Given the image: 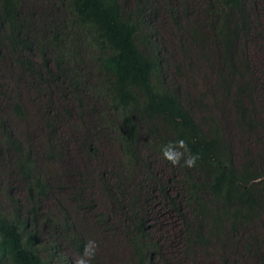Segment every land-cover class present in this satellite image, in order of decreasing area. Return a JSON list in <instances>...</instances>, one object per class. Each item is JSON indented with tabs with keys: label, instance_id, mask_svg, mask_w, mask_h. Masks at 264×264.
Wrapping results in <instances>:
<instances>
[{
	"label": "trees",
	"instance_id": "trees-1",
	"mask_svg": "<svg viewBox=\"0 0 264 264\" xmlns=\"http://www.w3.org/2000/svg\"><path fill=\"white\" fill-rule=\"evenodd\" d=\"M196 2L204 18L201 25L190 18L188 0H0V62L9 57L18 68L15 81L7 86L17 90L21 77L47 98L40 120L44 134L40 155L14 134L4 118L7 107L13 117L25 116L20 100L11 93V100L4 97L10 104L4 108L0 103V176L3 172L6 177L0 180L6 197L0 204V264H72L61 246L83 254L89 230L77 229L71 221V217L81 220L77 215L81 211L92 214L93 224L103 230L110 229L109 221L123 222L128 259L120 264H167L168 257L160 259L163 245L154 238L145 215L151 188H157L160 201L183 219L182 242L191 259L196 248L203 254L213 249L220 254V264H231L225 250L231 243L243 254L262 255L257 227L264 220V140L254 157L244 154L241 162H235L222 123L213 113L217 93L232 105L234 125L259 138L261 124L251 93L254 80L242 46L252 1ZM162 14L197 55L217 52L219 61L210 59L216 89L210 107L201 95L190 99L168 80V73L180 68L159 40L156 25ZM3 67L6 74L16 73ZM5 72L0 65V77ZM56 89L68 103L53 105L50 97ZM72 112L70 127L79 132L76 139L89 156L96 159L94 141L101 136L116 148V155L106 162L109 176L102 169L88 175L75 170L80 184L68 192L73 207H61L60 215H55L42 209L51 186L40 174L42 167L61 159L56 125ZM179 139L199 156L192 168L183 160L173 166L162 158L161 147ZM150 155L170 170V177H156L146 160ZM137 171L143 172L144 182L125 197ZM92 175L103 197L111 201L114 217L111 210L98 211L82 200L86 177ZM13 177L21 196L10 189L7 178ZM174 181L178 187L172 186ZM113 195L128 203L113 200ZM177 197L183 198L191 219L181 212Z\"/></svg>",
	"mask_w": 264,
	"mask_h": 264
},
{
	"label": "rangeland",
	"instance_id": "rangeland-1",
	"mask_svg": "<svg viewBox=\"0 0 264 264\" xmlns=\"http://www.w3.org/2000/svg\"><path fill=\"white\" fill-rule=\"evenodd\" d=\"M251 1L249 30L246 36L243 37L242 46L243 55L248 61L254 80L251 93L254 102L253 112L258 122L261 124V128L257 130L261 135H259V138L248 132L240 131L234 125L233 118L235 112L231 107L232 105L229 100L218 97L216 89L212 87V82L215 81L212 78V63L204 59L194 58L193 60L198 62L195 66L188 67L186 64L185 66L180 65L179 60L184 57V54L179 51V46H177L174 36V30L169 20L164 15H160L156 25L161 38L160 42L165 46V51L171 53V58L175 56V58L178 59L174 62V65H179L180 68L178 73L176 69H173V72H169L167 75L168 80L178 86L181 92L190 99H195L197 95H201L208 107H210L213 102L211 100V96H213L212 92L216 93L215 97L218 98V107L213 109V113H215V116H217L222 123L226 141L230 145V149L233 151V159L237 163L244 159V154H247V157H254L255 153L258 151V143L264 140V0ZM197 4L199 3L196 2V0H188V11L191 13V19H197L201 22L203 20V14L200 12V8ZM204 33L207 34V30H205ZM188 53H192V50H189ZM204 56L206 57L208 55L204 54ZM189 58L191 59V57ZM2 62L16 73L6 74L3 64L0 62L3 73L5 72V75L3 74L0 77V100H3L4 97L8 99L11 98L12 93L15 99L20 100L25 109V116L18 119L13 117L10 108L7 107L4 112V118L8 121L7 123L15 135L22 141L26 140L33 148L35 155H40L44 147V134L40 128V120L41 114L44 113L46 109L45 105L47 98L39 95L36 90L24 84L21 77L17 82V90L15 86L8 87L7 85H10L9 82L11 79L13 82L15 81L13 77L17 76L18 68L9 57L2 58ZM208 66H210V72L207 70ZM215 97L213 96V98ZM50 99L55 106H58L60 103H68V98H63L58 89L54 90V93L51 92ZM9 100L1 101V106L5 108L6 105L11 103ZM245 102L249 105L247 101ZM65 115L62 116V120H58L59 124L56 125L60 131L58 133L60 144L57 147V152L61 159L55 160L53 163L42 167V172L40 174L44 179L48 180L51 186L49 192L42 199V209L45 212H51V214L55 215H60L59 210L61 207H73L71 197H69L72 193L68 192L71 188L80 184L79 178L74 174L75 170H81L88 175V172L97 174L98 170L102 169L105 171V175L109 176V164L106 162L110 158V155L112 158L116 155V148L111 145L108 139L101 136L94 141L97 147L95 150L96 159L89 156L85 149L83 150V148H81L79 139H76L79 136V132L77 129L71 128L72 126L70 127V122H72L75 112H72L67 120ZM72 131L74 132L71 133ZM146 156L148 155L146 154ZM113 159L112 162L114 161ZM146 160L151 162V167L155 170L156 177L166 180L171 176L170 170L157 161L153 155H150ZM1 175L0 180H5L6 177L3 172ZM143 175L142 171H137L131 176L128 183L129 190L124 193L125 197H130L133 190L144 182L140 180ZM174 175L175 174H172V177L175 178L176 176ZM91 177H86L87 181L84 183V190H82L81 193L82 200H85L87 206H92L93 209H98V211L107 213V211L111 210L109 214L111 217H114L116 212L110 206L111 201L109 202L103 197V193L100 192L97 178L94 175ZM7 180L11 182L12 186H10V189L13 187L14 195L21 196L23 191L20 192V185L17 178H7ZM176 184V181L172 182V186ZM176 187H178V185H176ZM0 192L4 194L5 188L0 189ZM158 193L157 188H151L149 190L150 198L148 200V207L146 208L145 215L149 219L147 224L149 228H151L154 238L160 240L163 245L162 257L160 259L168 257L169 262L167 264H220L221 258L218 257L220 254L218 252L215 254L213 249L207 250V254H203L201 249L196 248L193 259L190 258L182 242L183 219L174 210H170L160 201L161 197H158ZM125 197L113 195V200L121 203H128ZM4 199L5 196L0 194V204L3 203ZM58 199L59 201H57ZM177 199L180 201V209L183 215L187 219H191L192 214L190 211L187 213L188 210L184 206L183 198L177 197ZM46 215L47 213H45V216ZM77 215L81 216V220L77 217H71V221L74 222L75 225L77 224V229L83 230L86 226L87 230H89L87 242L90 240L95 241L98 245L90 264H94L95 262L96 264H120L121 262H127L128 248L127 242L125 241L122 221L119 219L109 221L110 229L103 230L104 228L102 225L93 224V216L89 214V212L81 211L77 213ZM257 232L261 239L260 246H264V220H261V226L258 223ZM61 248L63 249V253L68 256L72 264H74L75 259H77L79 255L64 244ZM225 250L228 252L227 255L229 258L227 260H229L231 264H264V250L261 256H252L239 252L232 243L231 246L225 245ZM190 253H192V251H190Z\"/></svg>",
	"mask_w": 264,
	"mask_h": 264
},
{
	"label": "clouds",
	"instance_id": "clouds-1",
	"mask_svg": "<svg viewBox=\"0 0 264 264\" xmlns=\"http://www.w3.org/2000/svg\"><path fill=\"white\" fill-rule=\"evenodd\" d=\"M157 21H158V19H157ZM203 22H204V18H203V20L201 22L199 21V25H201ZM171 26H172V24H171ZM172 28H173V26H172ZM200 29H201V31L205 30L202 27ZM173 30H174V36H175V39H176V44H177V46H179V51L184 54V57L180 58V60H179V62L182 64V66H185V64L188 67L195 66L198 62L193 60L194 58L204 59V60H207V61H209L211 63H212V61H214V62L219 61V57L217 56V52H215L214 50L206 51V52L203 51L202 53L197 55V53L195 52L194 48L193 47H189V44H191L189 42V40L187 38L181 37L180 33L179 32L177 33V31L174 28H173ZM158 34H159V32H158ZM204 34H206V33H204ZM160 39L161 38L159 36V40ZM164 49H165V46H164ZM183 49L186 50L185 53L182 51ZM189 50H192V53L189 54L188 53ZM165 52H166L167 55L171 56V53L169 51H165ZM204 54H206L208 56L205 57ZM191 55H193V56H191ZM173 57H174V58H172L173 60H175V61L178 60V59L175 58V56H173ZM189 57H191V59ZM4 100H6V99L4 98L3 100H0V102L4 101ZM160 151H161L162 158L164 160L168 161L169 163H171L173 166H176V165L180 164L181 160H183V165L185 167L192 168V167L195 166L196 161L199 159L198 155L193 154L191 152V150L188 147L187 142L184 139H179V140H177L175 142H169V143L163 145L161 147ZM0 194L4 195L5 193L2 194L0 192ZM97 247H98V245H97V243L95 241H91V240L88 241L87 244L84 247L83 254L81 256H79L77 259H75L74 264H90L91 259L95 255V250H96Z\"/></svg>",
	"mask_w": 264,
	"mask_h": 264
}]
</instances>
